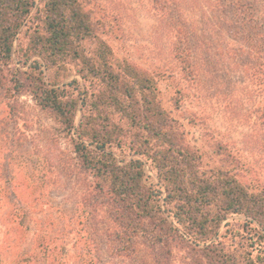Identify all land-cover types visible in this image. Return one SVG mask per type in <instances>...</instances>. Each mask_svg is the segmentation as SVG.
I'll list each match as a JSON object with an SVG mask.
<instances>
[{
	"label": "trees",
	"instance_id": "16d2710c",
	"mask_svg": "<svg viewBox=\"0 0 264 264\" xmlns=\"http://www.w3.org/2000/svg\"><path fill=\"white\" fill-rule=\"evenodd\" d=\"M92 4L97 6L95 0H0V101L14 113L17 98L29 94L71 139L75 175L86 190L75 225L68 227L83 241L84 263L101 264L87 221L102 219L116 258L264 264V182L212 132L201 143L191 141L177 115L181 89L171 107L161 95L160 82L172 72L120 55L109 41L118 38L115 26L107 28ZM153 8L174 23L171 50L183 84L199 85L189 16L201 12L235 36L244 66L255 61L250 80L264 92V0H153ZM69 69L82 81L61 80ZM186 90L183 85V100ZM256 111L264 119V99ZM12 212L26 216L24 209ZM232 215L244 219L226 223L221 232Z\"/></svg>",
	"mask_w": 264,
	"mask_h": 264
},
{
	"label": "rangeland",
	"instance_id": "374dc122",
	"mask_svg": "<svg viewBox=\"0 0 264 264\" xmlns=\"http://www.w3.org/2000/svg\"><path fill=\"white\" fill-rule=\"evenodd\" d=\"M95 4L91 6L94 15L105 20L107 28L115 26L114 37L118 38L109 41L120 55L131 56L148 69L172 72L160 82L161 95L171 107V98L181 89L177 115L191 141L201 143L203 135L212 132L264 182V119L256 111L264 92L250 80L253 70L249 65L255 61L244 66L243 59L237 57L240 45L235 36L226 35V29L214 24L213 17L201 12L189 16L194 24L191 46L200 70L199 85L190 86L183 84L180 66L172 55L174 23L155 12L153 0H95ZM105 32L106 27H101L104 37L108 36ZM17 45L18 41L15 48ZM62 76L64 82L82 81L74 69L63 71ZM183 85L187 88L184 100ZM16 103L17 112L11 113L6 101H0V264H85L83 241L74 227H68L75 225L72 220L79 215V201L86 190L75 175L71 139L29 94L18 97ZM192 116L200 120L191 122ZM146 168L155 179L150 166ZM17 208L24 209L26 216H13ZM243 219L242 215L230 216L221 232L227 229L226 223ZM87 223L96 235L101 264H141L137 257L111 255L102 219Z\"/></svg>",
	"mask_w": 264,
	"mask_h": 264
}]
</instances>
